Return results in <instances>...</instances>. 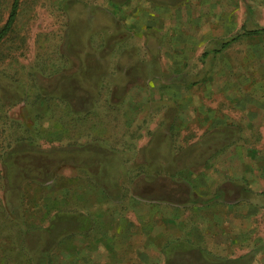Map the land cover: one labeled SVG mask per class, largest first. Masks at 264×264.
Wrapping results in <instances>:
<instances>
[{
    "label": "rangeland",
    "instance_id": "374dc122",
    "mask_svg": "<svg viewBox=\"0 0 264 264\" xmlns=\"http://www.w3.org/2000/svg\"><path fill=\"white\" fill-rule=\"evenodd\" d=\"M220 1L224 14L207 17V44L193 48L185 63L175 54L187 53L176 46L206 35L180 30V21L169 30L156 26L159 19L148 22L153 14L142 0H111V6L107 0L19 1L15 23L0 44V212L6 198L16 210H34L51 189L58 206L72 208L76 217L58 221L54 233L87 232L88 217L97 221L87 238L74 241L72 255L65 245L51 248L54 264H165L167 257L172 264H216L209 255L189 256L169 236L197 238L201 227L206 235L214 232L216 208L199 205L208 193L200 172L230 168L232 152L235 167L246 172L257 157L231 147L229 134L242 129L255 139L248 124L264 122L257 109L264 105V35L213 52L243 25L264 27V0L252 1L248 12V0ZM159 3L167 9L185 0ZM13 4L0 0V30ZM139 18L136 30L131 22ZM6 122H14L11 133L23 140L9 171L1 162L14 140L6 139ZM214 122H240V130L216 135L209 131ZM39 177L40 188L34 182ZM43 201L54 206L50 198ZM41 210L24 220L39 226L44 248L55 211ZM9 229L0 213V250L19 236Z\"/></svg>",
    "mask_w": 264,
    "mask_h": 264
},
{
    "label": "crops",
    "instance_id": "0c3cea01",
    "mask_svg": "<svg viewBox=\"0 0 264 264\" xmlns=\"http://www.w3.org/2000/svg\"><path fill=\"white\" fill-rule=\"evenodd\" d=\"M107 1L108 6H111V0ZM142 1L144 6L149 8L147 13L150 16L153 14L148 19V22L154 23L155 19H159L158 23H156L157 25H155L158 26L160 24L165 30H169L171 27L174 28L180 23V30L203 32L206 35L203 39H195L196 42L186 40L183 42V46H176V52L182 51L183 53L185 51L187 53L183 54V56L175 54L177 61L183 63L191 61L190 58H187V55L191 56L193 48L196 49L199 47L198 45L203 44L202 46H205L207 44V17L224 14V6L220 0H185L183 5L172 6L167 9L158 5L160 0ZM252 1L254 0H248V4L245 6L247 12L249 11V4L253 3ZM259 8L261 12H264V5L259 6ZM156 10L159 13L155 14ZM109 11L112 10L108 9L106 13L109 14ZM190 15L195 16L194 25H189L187 29L185 24L189 22ZM170 17H176L175 24H172L173 26L170 24ZM141 22L142 19L139 18L131 22V26L134 25L137 30ZM194 43L196 44L195 47L192 46ZM257 109L264 113V105H260ZM255 123L248 124L249 127L252 126L250 129L256 131L255 139L251 136V132L247 131L245 134L242 129L240 131L242 134H229L231 147L237 144L239 149L246 154L249 151L257 154L252 163H248L246 172L235 167L236 159L234 160V158L237 156L234 152L231 153L230 158L233 163L230 168L223 167L220 169L216 166L200 172L203 175V185L207 187L208 193L207 198L201 199L199 205L216 208L217 225H215V231L209 235H206L207 231H204L201 227L200 237L197 238L180 239V236H169L170 242L173 241L177 244L183 242L185 248L190 250L188 254L212 256L216 264H264V122ZM214 127V130H209L210 133L216 130L214 134L222 135V130L224 129L235 127L240 130V122H224V124L222 122H214ZM215 141L219 142L220 145L222 144L221 140L215 139ZM232 151L237 152L235 148ZM213 174H216L215 181L211 180V175ZM167 249H170L168 244Z\"/></svg>",
    "mask_w": 264,
    "mask_h": 264
},
{
    "label": "trees",
    "instance_id": "16d2710c",
    "mask_svg": "<svg viewBox=\"0 0 264 264\" xmlns=\"http://www.w3.org/2000/svg\"><path fill=\"white\" fill-rule=\"evenodd\" d=\"M19 1L20 0H14V4L12 7V11L10 13L9 19H8L7 23L5 24V26L0 30V44L4 40V38H6V36L9 34V32L11 31V29L13 27V24L15 23V20L17 18V14H18ZM242 30L243 31L241 33L237 34L236 36H234L230 40L225 41L222 44V47L220 49H215L213 53L216 55L223 53V51L228 49L230 46H232L234 43H236L237 41H239L243 37L264 35V27L256 28L254 30H247L246 26L243 25ZM207 53L208 52H206L204 54L205 57H207L209 55ZM6 123L8 125H10L9 126L10 127V137L9 136L6 137V139L9 140V138H11V137L14 138V136H15V133H11V126L14 125V122H6ZM21 139H22V137L14 138L13 142H11V141L8 142L7 149L5 150V152L1 156L2 157L1 162L3 163V165L7 171H9V168H10V160L15 158V154H16V156H18L20 154L17 151V146L20 142L23 141ZM14 145L16 147H15L14 151H12V148ZM38 152H39V155L44 154L43 151H38ZM28 154H29V152L24 153V156L21 155V158L28 157L27 156ZM28 164H30V163L27 162V165ZM27 165H26V167H27ZM22 173L23 172H21V174ZM49 174L52 175V178H53V176L55 178V175H53L50 172H49ZM22 176H24V174H22ZM6 179L8 180L7 184L8 185L11 184L8 172L6 173L5 180ZM41 181H42V178H40V177L36 178L34 181L38 184L39 188H40V186H43L41 184ZM133 187H134V184H133ZM50 191H51V189L47 190L45 193V190H44L43 192L45 193V196L41 197V198H37L38 202L35 205H33L34 210H30V209H26V208H22V207L18 208L16 210L14 207L11 206V204L8 201V198H6L7 201H6L4 207L2 208V210L0 212L1 217L5 220V222L7 224H9V226H10L9 230L10 231H14V229H15L21 233L19 234V232H18L19 236L16 237L15 241H13V240L11 241L10 246L4 245L3 249L0 250L1 251L0 264H54V260H53V256H52L53 255L52 251L54 248L59 247L60 249H63V245H65L68 248V252H66V253H68V256H70L73 254V251H74L73 250L75 247L74 241L77 238H87L90 235V232L94 228L95 229L97 228V226H96L97 221L95 220V218L91 219L90 217H88L90 219V224L88 226L87 232H82V233L69 232L67 234L54 233V231H52V230L56 227L58 221H60L61 219L64 220V219H68V218L74 219L76 217L73 215H70V213L72 212V208L63 209L62 206H58L60 204V200H58L56 198L59 196H52ZM133 192L136 196L141 195V194L137 193L138 190H136L135 188H134ZM40 195L41 194H38V196H40ZM46 197H47V199L48 198L51 199V203L54 206H50L49 205L50 203L43 201V200H46ZM22 199L23 200L25 199L24 194H23ZM22 206H27V205H22ZM35 209H42L41 211H44V213H46V211L48 213H50V211L52 209H54V211H55V214H53L49 220L50 227L47 229V230H49L50 240H48V242H45L44 248L42 246V238L39 235L36 236V233L40 230V228H38L39 226H37L34 223V220L30 217H26L24 220V216L30 212L33 213L34 216H36L37 212H35ZM19 213H22L20 216L21 218L18 216ZM88 218H87V220H88ZM29 219L31 220V222H28ZM16 223H18V224H16ZM70 224H73V223L71 222ZM21 226H24L22 228V230H21ZM43 241H44V239H43ZM47 244H48L47 247H50V248L46 247ZM167 244L169 245V243H167ZM179 244L183 245V242H179ZM181 245H178V246H181ZM51 248H53V249L51 250ZM168 248H170V247L168 246ZM165 250H166L165 254L168 255V249L166 248ZM186 250H187V252L190 251V250H188V248H186ZM187 252L185 251V253H187ZM77 255H78V257H80L79 254H77ZM190 255H193V253H191V254L189 253V256ZM195 255H197V254H195ZM166 264H172V259L170 257L169 258L167 257Z\"/></svg>",
    "mask_w": 264,
    "mask_h": 264
}]
</instances>
